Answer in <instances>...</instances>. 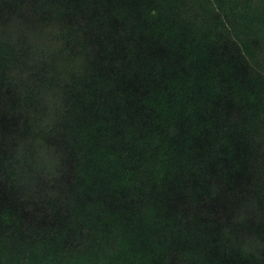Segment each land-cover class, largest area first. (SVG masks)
I'll use <instances>...</instances> for the list:
<instances>
[{"label": "trees", "instance_id": "obj_1", "mask_svg": "<svg viewBox=\"0 0 264 264\" xmlns=\"http://www.w3.org/2000/svg\"><path fill=\"white\" fill-rule=\"evenodd\" d=\"M0 264H264V0H0Z\"/></svg>", "mask_w": 264, "mask_h": 264}]
</instances>
